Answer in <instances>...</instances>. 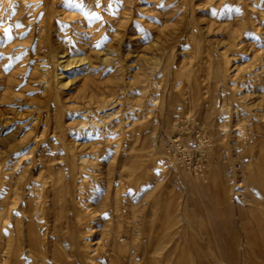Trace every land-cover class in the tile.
<instances>
[{"label":"rangeland","instance_id":"rangeland-1","mask_svg":"<svg viewBox=\"0 0 264 264\" xmlns=\"http://www.w3.org/2000/svg\"><path fill=\"white\" fill-rule=\"evenodd\" d=\"M0 105V264L62 186L100 214L66 251L113 243L92 264H264V0H0Z\"/></svg>","mask_w":264,"mask_h":264},{"label":"bare ground","instance_id":"bare-ground-1","mask_svg":"<svg viewBox=\"0 0 264 264\" xmlns=\"http://www.w3.org/2000/svg\"><path fill=\"white\" fill-rule=\"evenodd\" d=\"M26 1V0H25ZM27 4V3H26ZM22 5V4H20ZM22 7V6H21ZM43 14V13H42ZM31 15V14H30ZM39 16V15H38ZM5 21V20H4ZM21 26V25H20ZM42 27V26H41ZM18 31V30H17ZM41 33V32H40ZM47 38V37H46ZM93 38V37H92ZM18 39V38H17ZM16 41V40H15ZM19 41V40H18ZM92 44V43H91ZM43 45V44H42ZM42 47V46H41ZM91 47V46H90ZM95 47V46H94ZM93 47V48H94ZM5 48V47H4ZM107 49V48H106ZM18 51V50H17ZM44 51V50H42ZM96 51V49H95ZM107 51V50H106ZM7 52V51H5ZM46 52V51H45ZM40 53V52H39ZM103 53V52H102ZM105 53V52H104ZM5 54V53H4ZM65 54V53H64ZM61 55V59H66L67 56L66 55ZM67 54V53H66ZM86 55V54H85ZM87 56V55H86ZM96 58V57H95ZM101 58V57H100ZM48 59V58H47ZM77 59V58H76ZM87 60V59H86ZM45 61V60H44ZM89 61V60H88ZM75 62V60H69L66 59V61L61 62L62 64H66L64 67H71V65ZM38 63V62H37ZM42 64V62H40ZM44 63V62H43ZM77 63V62H76ZM89 63V62H88ZM83 65V63H82ZM87 65V64H86ZM38 66V65H37ZM44 66V65H43ZM39 67V66H38ZM41 67V66H40ZM63 67V68H64ZM68 67V68H69ZM42 68V67H41ZM47 68V67H46ZM43 71V69H42ZM220 72V71H219ZM59 76V75H58ZM57 76V77H58ZM7 82V81H6ZM5 90V89H4ZM3 90V91H4ZM199 90L196 87V95H199ZM8 92V91H7ZM5 98V97H4ZM10 100V99H8ZM5 102V101H4ZM2 106V105H0ZM8 106V105H5ZM10 108V107H9ZM8 108V109H9ZM7 109V107H6ZM4 108V112L7 111ZM244 110V109H243ZM2 113V112H1ZM5 113H3L2 116H4ZM8 115V114H7ZM254 115L257 118V122L258 124H256V134L258 136H264V114H260V113H251V116ZM145 116V115H144ZM143 116V117H144ZM5 117V116H4ZM9 117V116H8ZM148 117V116H147ZM2 118V117H1ZM7 118V116H6ZM12 118V117H11ZM147 119V118H145ZM5 120V119H4ZM7 121V119H6ZM145 121V120H144ZM122 122V121H121ZM2 123V122H1ZM5 123V122H4ZM263 125V127H262ZM202 138V137H201ZM112 147L111 142H109V148ZM184 147V146H183ZM119 148V146H118ZM98 156V155H97ZM142 156V155H141ZM261 156V155H259ZM139 159V158H138ZM19 160V159H18ZM183 160V159H181ZM180 160V161H181ZM117 161V162H116ZM186 162V161H185ZM14 163V162H13ZM86 163L87 165H89V161L87 159H82V164ZM112 165H111V169L114 170L115 168L120 167L121 163H122V157H120L118 155V150H116V152L114 153V156L112 158ZM116 163V164H115ZM152 163V161H151ZM152 165V164H151ZM2 166V165H1ZM85 166V165H84ZM139 166H141L139 164ZM127 167V166H124ZM122 167V168H124ZM128 168V167H127ZM189 168V167H188ZM191 168V167H190ZM30 169V168H29ZM110 169V168H109ZM137 169L138 166H137ZM147 169V168H146ZM31 170V169H30ZM127 170V169H126ZM150 170V169H148ZM124 171V170H123ZM2 172V171H1ZM23 173V172H22ZM154 173V172H153ZM130 174V173H129ZM133 174V173H132ZM24 175V174H23ZM33 175V174H32ZM31 176V175H30ZM51 176V175H50ZM140 177V175H139ZM1 178V177H0ZM29 178V176H28ZM38 178V177H37ZM131 178V177H130ZM6 179V178H5ZM19 179V178H18ZM17 179V180H18ZM196 179V178H195ZM8 179H6L7 181ZM148 180V179H147ZM197 180V179H196ZM110 181V180H109ZM4 182V181H3ZM11 182V181H10ZM17 182V181H16ZM29 182V181H28ZM39 182V181H38ZM31 183V182H30ZM40 183V182H39ZM43 183V182H42ZM46 184V183H44ZM111 182H109V189L111 186ZM11 185V184H9ZM41 185V184H40ZM17 186V184H16ZM20 186V185H19ZM36 186V185H35ZM62 186V185H61ZM63 187H61V192L63 193V196H61L62 198L59 199L61 204L56 206L53 202L55 200H53L52 205L46 206V200L48 197V192L43 193L40 198L42 199L40 202V204L38 203V205L36 207H34L32 204H28L26 210H24L25 213H27V215L29 216L30 219V227H29V237H28V250L25 251V259L31 261V264H38L37 261H39L41 264H74L72 257L78 255L79 257V261L78 263H82V264H92L93 261H95V257L99 258V256L102 257H106V254H109L110 252L114 251V248L111 247L113 245L112 241L109 242V244H107V248L106 251H101L102 249H104V247H101L100 245H95L96 247H92V246H84L86 248L85 253L82 254V252H80V250L75 251V250H68L66 251L65 245L66 243L71 246V248H73V246L76 243V234L75 232H77L78 230L80 231V233H78V237L80 238L81 236H83L85 239L87 236H92L93 234H96V229L95 226L90 227L91 223L89 222L88 219L92 218V215H100L98 213V211L93 208V204H89L88 206H86V202L83 201L82 198H80V201L75 202L76 201V197L74 195H72V200L69 203L66 198L65 195L68 194V191L65 187L64 191H63ZM18 188V187H17ZM41 188V187H40ZM35 189V188H34ZM38 189V188H37ZM42 189V188H41ZM44 189V187H43ZM122 189V188H121ZM264 189V188H263ZM25 190V189H23ZM10 191V190H9ZM16 191V190H15ZM39 191V190H38ZM45 191V190H44ZM117 191V190H116ZM261 191V190H260ZM17 192V191H16ZM57 192V191H56ZM55 192V193H56ZM58 193V192H57ZM148 193V192H147ZM153 193V192H152ZM151 193V194H152ZM107 197L105 198L109 201H106L104 204V209L106 207V216L105 218H107L108 222H112L115 218V215L113 214L112 211V206L115 208V212L117 213V218L118 217H122L124 211L122 210V203L121 201L117 198V196L111 201V195H110V191L108 190L107 193ZM150 195V194H149ZM16 196V195H15ZM70 196V195H69ZM86 197V194L83 192L82 197ZM262 196V195H261ZM81 197V196H80ZM9 198H11L10 196H6V198L4 200H2L0 203L3 204V206H7L9 203H5V200L7 201ZM147 198V196H146ZM23 199V198H22ZM134 199V198H133ZM14 200H19L18 198H14ZM90 199H86L85 201H89ZM258 200V199H257ZM11 201V200H8ZM103 202V201H102ZM17 203V202H16ZM133 203V202H132ZM14 204V203H13ZM19 204V203H18ZM257 204V203H256ZM101 205H103L101 203ZM80 207V208H79ZM11 209L13 207H10ZM18 208V207H17ZM82 208V209H81ZM6 209V208H5ZM4 209V211H5ZM9 209V208H8ZM10 210V209H9ZM14 210V209H13ZM18 210V209H17ZM7 211V210H6ZM12 211V210H10ZM90 211V213H88ZM2 212V211H1ZM23 214V210L21 211ZM100 212V211H99ZM4 213V212H3ZM7 214V213H6ZM13 214V213H12ZM11 214V215H12ZM21 215V214H20ZM6 216V215H5ZM8 216V215H7ZM22 216V215H21ZM73 216V217H71ZM78 217V219L76 220L77 222L72 221L73 218ZM100 218V217H98ZM9 219V218H8ZM52 220V221H51ZM102 220V219H101ZM118 221V220H117ZM7 222H9L7 220ZM105 221V228H109V223ZM6 223V221H5ZM18 223V220L16 221V224ZM28 223V222H27ZM49 223L53 224V231H55V234L57 233L59 235V237H61L60 235L62 234V232L64 233V235L62 236V244H63V248L60 250H54V252H51V245L50 243H48V233H50V228H49ZM108 223V224H107ZM8 224V223H7ZM122 225V224H121ZM128 225V224H127ZM23 226V225H22ZM144 226V225H143ZM37 227V228H35ZM83 231H82V229ZM144 229V228H143ZM38 230V232L36 231ZM134 232V231H133ZM37 233V234H36ZM41 233V234H40ZM56 234V235H57ZM262 236V235H261ZM260 236V237H261ZM22 238V237H21ZM262 239V238H261ZM25 240V239H24ZM21 241V240H20ZM125 241V240H124ZM87 242V241H86ZM25 243V241H24ZM93 243V242H92ZM115 243V242H114ZM116 244V243H115ZM4 245V244H3ZM25 247V246H24ZM23 247V249H24ZM6 249V248H5ZM91 250V253L89 252ZM24 251V250H23ZM2 249L0 250V262H3L5 260L4 255H3ZM135 252V251H134ZM92 254V255H91ZM131 254V253H130ZM134 254V253H133ZM14 259V258H13ZM19 259L21 261L22 256L21 254L19 255ZM8 260V259H7ZM137 260V259H136ZM111 263H114V256H110V260ZM123 260H121V258L117 257V262L121 263ZM139 261V260H138ZM162 264H172L171 260H169V258L164 257L161 261H159V263ZM6 263H8V261H6ZM19 263H22L19 262ZM17 263V264H19ZM24 263V262H23ZM5 264V262L3 263ZM135 264V263H133Z\"/></svg>","mask_w":264,"mask_h":264},{"label":"snow or ice","instance_id":"snow-or-ice-1","mask_svg":"<svg viewBox=\"0 0 264 264\" xmlns=\"http://www.w3.org/2000/svg\"><path fill=\"white\" fill-rule=\"evenodd\" d=\"M19 26V25H18ZM7 31V30H6Z\"/></svg>","mask_w":264,"mask_h":264}]
</instances>
